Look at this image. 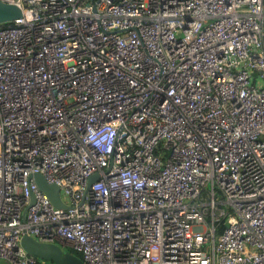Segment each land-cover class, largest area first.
<instances>
[{"label": "built area", "instance_id": "1", "mask_svg": "<svg viewBox=\"0 0 264 264\" xmlns=\"http://www.w3.org/2000/svg\"><path fill=\"white\" fill-rule=\"evenodd\" d=\"M1 1L0 258L264 264V0Z\"/></svg>", "mask_w": 264, "mask_h": 264}, {"label": "water", "instance_id": "2", "mask_svg": "<svg viewBox=\"0 0 264 264\" xmlns=\"http://www.w3.org/2000/svg\"><path fill=\"white\" fill-rule=\"evenodd\" d=\"M21 15L22 11L18 5L0 0V22L17 19ZM33 177L39 188L47 194L54 206H66L60 198L58 185L47 183L40 173H34ZM95 179H97V174H93L89 178V184ZM20 244L29 254L47 262L51 261L52 264H83L82 259L78 255L72 252H63L61 246L56 243L42 242L24 234L20 238Z\"/></svg>", "mask_w": 264, "mask_h": 264}, {"label": "rangeland", "instance_id": "3", "mask_svg": "<svg viewBox=\"0 0 264 264\" xmlns=\"http://www.w3.org/2000/svg\"><path fill=\"white\" fill-rule=\"evenodd\" d=\"M61 248H62V250H63V252H68L67 250V248L68 247H66V246H61ZM72 253H74L75 255H80L77 251H75V250H73V252ZM0 264H7L6 263V261L3 259V258H0ZM48 264H52V262L51 261H48Z\"/></svg>", "mask_w": 264, "mask_h": 264}, {"label": "trees", "instance_id": "4", "mask_svg": "<svg viewBox=\"0 0 264 264\" xmlns=\"http://www.w3.org/2000/svg\"><path fill=\"white\" fill-rule=\"evenodd\" d=\"M67 249H68V250H67L68 252H73V249H71V248H69V247H68ZM78 256L81 258V255H78ZM46 264H48L47 261H46Z\"/></svg>", "mask_w": 264, "mask_h": 264}, {"label": "clouds", "instance_id": "5", "mask_svg": "<svg viewBox=\"0 0 264 264\" xmlns=\"http://www.w3.org/2000/svg\"><path fill=\"white\" fill-rule=\"evenodd\" d=\"M46 262V261H45Z\"/></svg>", "mask_w": 264, "mask_h": 264}]
</instances>
